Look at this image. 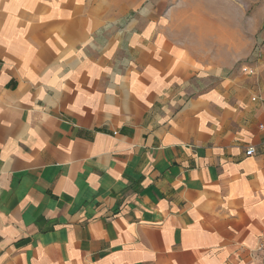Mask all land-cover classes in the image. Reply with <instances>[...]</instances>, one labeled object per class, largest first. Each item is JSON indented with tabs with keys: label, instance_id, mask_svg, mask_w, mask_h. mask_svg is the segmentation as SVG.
Segmentation results:
<instances>
[{
	"label": "crops",
	"instance_id": "1",
	"mask_svg": "<svg viewBox=\"0 0 264 264\" xmlns=\"http://www.w3.org/2000/svg\"><path fill=\"white\" fill-rule=\"evenodd\" d=\"M116 9L0 0V264H264V67Z\"/></svg>",
	"mask_w": 264,
	"mask_h": 264
},
{
	"label": "rangeland",
	"instance_id": "2",
	"mask_svg": "<svg viewBox=\"0 0 264 264\" xmlns=\"http://www.w3.org/2000/svg\"><path fill=\"white\" fill-rule=\"evenodd\" d=\"M122 17L154 15L169 18L168 31L174 39L212 38L220 22L230 23L240 66L264 67V0H107ZM116 9V10H117ZM205 34V35H203ZM201 49H207L202 45Z\"/></svg>",
	"mask_w": 264,
	"mask_h": 264
},
{
	"label": "built area",
	"instance_id": "3",
	"mask_svg": "<svg viewBox=\"0 0 264 264\" xmlns=\"http://www.w3.org/2000/svg\"><path fill=\"white\" fill-rule=\"evenodd\" d=\"M242 71H244V72H252V70L250 69V67H248V66H242ZM259 99V97H257V96H254V97H252V100L253 101H257ZM263 103H264V100H263ZM264 126L263 125H261V128H263ZM245 154L247 155V156H252V155H254V154H256V149H255V147L254 146H249L247 149H246V151H245ZM262 250H263V252H264V242H263V245H262Z\"/></svg>",
	"mask_w": 264,
	"mask_h": 264
}]
</instances>
